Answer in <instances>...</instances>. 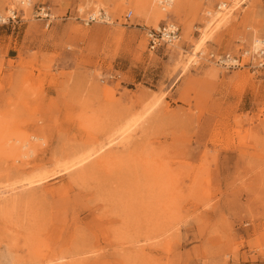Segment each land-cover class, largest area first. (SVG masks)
Here are the masks:
<instances>
[{"label": "rangeland", "instance_id": "1", "mask_svg": "<svg viewBox=\"0 0 264 264\" xmlns=\"http://www.w3.org/2000/svg\"><path fill=\"white\" fill-rule=\"evenodd\" d=\"M19 1L0 0V264H264V68L209 57L264 37V0L207 29L214 0ZM164 20L180 40L152 51Z\"/></svg>", "mask_w": 264, "mask_h": 264}, {"label": "built area", "instance_id": "2", "mask_svg": "<svg viewBox=\"0 0 264 264\" xmlns=\"http://www.w3.org/2000/svg\"><path fill=\"white\" fill-rule=\"evenodd\" d=\"M161 7H168V0H159ZM171 2V1H170ZM228 6L227 0H214L213 11H222L225 7ZM12 10L11 18H15L17 15ZM34 16L39 20L43 21L45 27H48L49 24L55 19V16L52 15L50 7L45 5H38L33 10ZM132 11L128 9L124 14V20H128L131 17ZM208 14V12H207ZM82 21L84 24L88 25L89 23L101 21L103 23L109 22V16L105 13L103 8H99L98 11L94 13L90 12L83 17ZM146 37L148 41V47L150 50L154 51L161 46L173 45L180 40V30L178 25L171 20H164L159 23L156 27H151L146 29ZM259 42L256 48H251L250 46L241 47L238 51V54L232 55L230 53H212L210 58L214 59L216 64H219L224 67L232 66H250L254 68H264V37H259L257 39Z\"/></svg>", "mask_w": 264, "mask_h": 264}, {"label": "bare ground", "instance_id": "3", "mask_svg": "<svg viewBox=\"0 0 264 264\" xmlns=\"http://www.w3.org/2000/svg\"><path fill=\"white\" fill-rule=\"evenodd\" d=\"M29 1L30 0H20L19 2L21 3V5H24V4H28L29 3ZM156 3H157V5H158V7H159V9H161V10H163V11H167L168 10V8H170V6L172 5V3H173V1L174 0H168L169 2H168V4H169V6L168 7H166V8H164V7H161V5H160V1L159 0H154ZM171 1V2H170ZM228 4H229V2H228ZM226 8H227V6L225 7V9L224 10H222V11H214L215 13H214V17L210 20V22H209V24L205 27L206 29L212 24V23H214V22H216V24H219L222 20H224L227 16H228V12H229V10H226ZM99 9V8H98ZM98 9H95V10H93L94 11V13L96 12V11H98ZM93 11H91V12H93ZM104 11H105V13L109 16V14H108V12L104 9ZM132 11V10H131ZM9 12H11V10H9ZM153 12H154V14L156 13L157 14V22L158 21H160L162 18H160L161 17V13H158V11L156 10V9H154L153 10ZM90 13V12H89ZM88 14V13H87ZM160 18V19H159ZM159 19V20H158ZM109 21H110V16H109ZM96 22H101V21H96ZM102 23V22H101ZM203 34H205V32H203ZM207 35V34H206ZM204 36V35H203ZM201 38H202V36H201ZM256 39V41H258L257 39L258 38H255ZM208 39H206V36H204V38L202 39V40H200L201 42L198 44V45H196L193 49H194V52H192L191 54H195L197 51L196 50H198L204 43H206V41H207ZM255 40H253L252 42H254V43H252V45H251V48L253 49V48H256L257 46H258V43L259 42H256ZM26 144H27V142L24 144V145H22V146H26ZM28 151H32V150H28ZM31 182H28V184H30Z\"/></svg>", "mask_w": 264, "mask_h": 264}]
</instances>
